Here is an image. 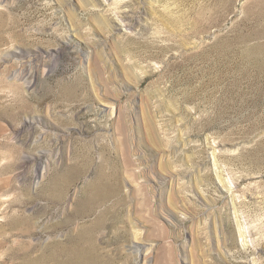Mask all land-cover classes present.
Returning a JSON list of instances; mask_svg holds the SVG:
<instances>
[{
    "label": "rangeland",
    "instance_id": "rangeland-1",
    "mask_svg": "<svg viewBox=\"0 0 264 264\" xmlns=\"http://www.w3.org/2000/svg\"><path fill=\"white\" fill-rule=\"evenodd\" d=\"M23 262L264 264V0H0V264Z\"/></svg>",
    "mask_w": 264,
    "mask_h": 264
},
{
    "label": "bare ground",
    "instance_id": "bare-ground-1",
    "mask_svg": "<svg viewBox=\"0 0 264 264\" xmlns=\"http://www.w3.org/2000/svg\"><path fill=\"white\" fill-rule=\"evenodd\" d=\"M96 182H97V181H96ZM54 185H55V184H54ZM54 185H53V186H54ZM94 185H95V184H94ZM104 185H105V184H104ZM64 186H65V185H64ZM59 187H60V186H59ZM96 187H97V186H96ZM56 188H57V187H56ZM60 188H61V187H60ZM66 188H67V187H66ZM103 188L106 189V185H105V187H103ZM61 189H62V188H61ZM61 189H59V190H61ZM63 190H65V189H63ZM62 192H64V191H62ZM98 192H99V191H98ZM102 192H103V191H102ZM61 194H62V193H61ZM63 195H64V194H63ZM56 196H58V193H57ZM98 196H99V195H98ZM63 198H64V197H63ZM97 198H98V197H97ZM92 199H93V198H92ZM99 200H100V199H99ZM99 200H98V201H99ZM89 201H91V200L89 199ZM102 201H104V199H102ZM81 202H83V201L81 200ZM96 202H97V201H96ZM88 203H89V202H88ZM90 203H91V202H90ZM100 203H101V202H100ZM85 204H86V202H85ZM92 204H93V202H92ZM102 206H104V205H102ZM82 207H83V206H82ZM86 208H87V207H86ZM84 209H85V208H84ZM94 209H96V208H94ZM98 209H100V208H98ZM98 209H97V210H98ZM85 210H86V209H85ZM85 210H84V211H85ZM95 212H96V210H95ZM103 212H104V211H103ZM89 213H90V212H89ZM101 213H102V212H101ZM18 214H19V213H18ZM87 214H88V213H87ZM93 214H95V213L93 212ZM102 214H105V212L102 213ZM19 215H20V214H19ZM85 215H86V214H85ZM88 215H89V214H88ZM14 216H15V215H14ZM22 216H24V215H21V217H22ZM17 218H20V216L17 217ZM24 218H25V217H24ZM15 219H16V218H15ZM12 220H13V219H12ZM29 220H30V219H29ZM18 221H19V220H18ZM26 221H27V219H26ZM20 222H22V221H20ZM23 222H25V220H23ZM100 222H102V220H100ZM100 222H99V224H100ZM27 223H28V222H27ZM17 224H19V223H17ZM20 225H21V224H20ZM24 225H26V224H24ZM12 226H14V225L12 224ZM87 226H88V225H87ZM96 226H97V225H96ZM21 227H23V225H21ZM21 227H20V228H21ZM91 227H92V226H91ZM91 227H90V228H91ZM14 228H15V227H14ZM16 228H17V227H16ZM81 228H82V227H81ZM18 229H19V228H18ZM23 229H25V228H23ZM82 229H83V228H82ZM85 229H87V228H85ZM19 230H20V229H19ZM79 231H80V230H79ZM91 231H92V230H91ZM83 233H84V232H83ZM86 234H87V233H86ZM88 234H89V233H88ZM76 235H78V234H76ZM81 235H82V234H81ZM84 235H85V234H84ZM77 237H78V236H77ZM79 237H80V236H79ZM84 237H85V236H83V239H82V240H84ZM86 237H87V236H86ZM90 237H91V236H90ZM92 238H93V237H92ZM77 239H78V238H77ZM80 239H81V238H80ZM89 239H91V238H89ZM93 240H94V239H93ZM84 241H85V240H84ZM88 241H89V240H88ZM88 241H87V242H88ZM94 241H95V240H94ZM81 242H82V241H81ZM89 242H90V241H89ZM91 242H92V241H91ZM79 243H80V242H79ZM83 243H85V242H83ZM83 243H82V244H83ZM81 246H82V245H81ZM77 247H78V246H77ZM77 247H76V248H77ZM82 247H84V246H82ZM86 247H87V246H85V249H86ZM80 249H81V248H80ZM94 249H95V248H94ZM94 249H93V251L96 250V249H95V250H94ZM76 250H77V249H76ZM78 250H79V248H78ZM72 251H73V250H72ZM79 251H80V250H79ZM82 251H84V250L82 249ZM82 251H81V252H82ZM90 251H91V250H90ZM97 251H99V250H97ZM86 252H88V251H86ZM86 252H85V253H86ZM85 253H84V254H85ZM93 253H94V252H92V255H93ZM98 253H99V252H98ZM79 254L81 255L82 253H79ZM79 254H78V255H79ZM52 255H53V254H52ZM80 255H79V256H80ZM86 255H87V254H86ZM90 255H91V254H90ZM46 256H47V255H46ZM53 256H54V255H53ZM53 256H52V257H53ZM82 256H83V254H82ZM82 256H81V257H82ZM94 256H95V254H94ZM94 256H93V257H94ZM30 257H31V256H30ZM56 257H57V256H56ZM87 257H88V256H87ZM90 257H92V256H90ZM90 257H89V258H90ZM96 257H97V256H96ZM39 258H40V257H39ZM48 258H49V257H48ZM57 258H58V257H57ZM57 258H56V259H57ZM69 258H70L69 261H71V260H72L71 257H69ZM28 259H29V258H28ZM28 259H27V261H28ZM42 259H43V258H42ZM46 259H47V258H46ZM56 259H55V260H56ZM74 259H75V258H74ZM80 259H81V258H80ZM83 259H84V258H83ZM35 260H36V259H35ZM40 260H41V258H40ZM29 261H31V259H30ZM58 261H59V260H58ZM25 262H26V261H25ZM25 262H23V263H25ZM39 262H40V261H39ZM41 262H42V261H41ZM43 262H44V261H43ZM46 262H48V261L46 260ZM63 262H64V261H63ZM29 263L31 264V262H29ZM34 263H35V262H34ZM25 264H27V263H25ZM55 264H57V263L55 262ZM64 264H65V263H64ZM87 264H88V263H87ZM95 264H96V263H95Z\"/></svg>",
    "mask_w": 264,
    "mask_h": 264
}]
</instances>
